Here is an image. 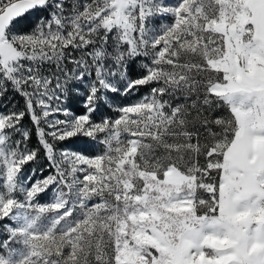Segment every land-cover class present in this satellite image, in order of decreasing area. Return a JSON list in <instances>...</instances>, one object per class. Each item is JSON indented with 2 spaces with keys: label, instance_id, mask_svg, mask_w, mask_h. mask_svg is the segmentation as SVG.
Listing matches in <instances>:
<instances>
[{
  "label": "snow or ice",
  "instance_id": "1",
  "mask_svg": "<svg viewBox=\"0 0 264 264\" xmlns=\"http://www.w3.org/2000/svg\"><path fill=\"white\" fill-rule=\"evenodd\" d=\"M0 264H264V0H0Z\"/></svg>",
  "mask_w": 264,
  "mask_h": 264
},
{
  "label": "trees",
  "instance_id": "2",
  "mask_svg": "<svg viewBox=\"0 0 264 264\" xmlns=\"http://www.w3.org/2000/svg\"><path fill=\"white\" fill-rule=\"evenodd\" d=\"M17 99H19V98H17ZM21 103H22V101H21Z\"/></svg>",
  "mask_w": 264,
  "mask_h": 264
}]
</instances>
